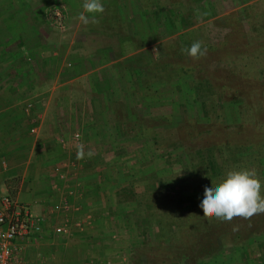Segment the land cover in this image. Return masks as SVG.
I'll return each mask as SVG.
<instances>
[{"label":"rangeland","instance_id":"1","mask_svg":"<svg viewBox=\"0 0 264 264\" xmlns=\"http://www.w3.org/2000/svg\"><path fill=\"white\" fill-rule=\"evenodd\" d=\"M83 3L84 0H0V96L5 93L7 96L8 93H15L16 98L21 96L16 107L23 110L31 102L33 110L30 115H39L41 124L44 115L40 110L41 103L46 101L44 97L51 88L71 78V69L78 70L79 75L92 72L88 77L95 82L88 84L90 89L113 95V98L117 95V99L106 102L115 108L111 119L117 131H114V143L122 145L120 148L109 147L104 150L107 160L101 166H106L105 176L98 174L93 177L94 173L87 174L86 184L80 181V177L75 178V173L76 176L79 174L73 155L66 159L74 162V166H65L68 167L65 169L68 175L60 167L62 163L58 165L60 168L56 173L63 175L60 179L64 185L63 191L57 190L59 197L61 194L67 195L64 189L72 188L74 195L70 198L71 201L75 200L72 203L78 207L66 219L61 213L50 212L54 204L51 195L54 193L49 191L50 181L43 174L44 168L52 165L51 158L59 156L57 144L47 137L49 129L46 126L41 134L33 137L38 135L35 151L38 154H33L36 160L27 164L30 155L28 158H21L20 175L8 179L10 182L7 192L0 191V194L8 193L14 200L30 208L35 201H40L42 205L39 211L34 207L31 209L43 218V232L30 236L21 255L31 264H190V261L184 263L180 259L181 249H158V246L164 247L166 240L152 236L149 226L154 228L155 220L151 218V214L148 211L144 215L130 214L135 203L124 199L132 196L129 198V191L126 194L123 191L117 194V191L134 183V188L141 192L138 197L144 199L152 196L151 193L144 192L147 185H154L157 181L161 188L160 195L166 196L169 200L166 203L170 202L174 209L178 208L179 197L190 192V183H186L185 179L187 175L190 176L192 168L186 162L187 159L194 157L199 160L201 154H209V148L216 158L227 164L228 153L224 155L222 150H226V146L244 145L249 146V151L252 148L253 154L248 157L255 159L254 155L257 153L256 157L264 160L262 143L255 146L234 139L245 132L243 118L255 122L256 126L250 125L248 132L253 136H257L255 133L259 127L264 128V0H103L104 12L94 14L95 20L87 25L79 20V15L85 11ZM56 7L63 14L62 24H57L48 16ZM133 11L136 14L133 24L135 32L132 23L128 19H122L125 14L130 15ZM112 18H116L118 23ZM170 23L174 26L171 27ZM14 30L21 32L22 40L27 41L31 35H36V38H30L29 43L21 46L20 43L24 42L16 40L18 36L13 39ZM106 34H109V39L112 36L115 38L113 40H118V53L115 47L111 49L102 46ZM32 40L35 42L33 45ZM196 41H200L206 48V54L199 58H193L183 51ZM124 43L128 44L125 48ZM209 44L218 46L217 53H213L212 48L208 49ZM46 46H50V49L42 54ZM102 47L106 48L102 50L104 53L99 50ZM141 48L144 50L136 52ZM21 50L24 65L17 68L9 62L6 53ZM55 50L57 54H53ZM134 50L135 56L142 53L140 66L148 67V75L161 79V83L152 85L153 87L147 85L149 95L145 98L144 93L130 89L129 76L123 68L124 64H128L124 61L131 55L128 52ZM116 54L119 58L117 61ZM148 54L151 57L149 60ZM110 61L113 62L112 66H109ZM182 68L191 69V75L194 76L192 88L194 78L208 79L211 84L212 91L206 101L210 103L207 106V124L204 121L203 124L201 121L195 122L206 118L200 110L201 101L197 98L195 100V96L194 100L188 101L187 87L180 85L182 79H175V76L181 74ZM47 75L51 81H46L48 78L44 76ZM100 79L105 82L97 83ZM222 82L226 84L228 94L215 97L213 86L222 85ZM84 86L87 84H66V88L76 95L75 103L81 102ZM237 93L239 96L236 97ZM49 119L57 121L59 116L48 115V121ZM48 121H44V124H48ZM149 129L159 133L156 134V140L160 142L156 146L160 149L159 152L163 146L166 149L164 155H157L155 153L158 150L151 148L154 150V159L151 161L149 153L152 152L147 153L150 148L146 143L153 140L150 136L144 140L137 138L143 132L147 136ZM254 139L257 140V137ZM260 141L264 142V139H259L258 142ZM255 150L258 152H254ZM88 163L92 162L87 161L86 165ZM259 164V161L250 164V169L260 173L264 167ZM86 165L81 163L79 167L82 166L83 169ZM34 166L38 167L33 168ZM90 167L94 168L93 165ZM87 171L90 169L87 168ZM153 172L156 178L152 175L150 179L148 175ZM141 176L149 179L143 180ZM22 184L21 188L24 189L20 192ZM87 188L90 193L88 196L92 197L90 200H86ZM261 192L264 194V188ZM82 202L87 205H82ZM103 206L109 211L106 221L101 224L98 218L94 219L93 211L104 208ZM154 207L156 214L170 208L161 202L154 203ZM98 214L102 217L100 213H96ZM178 214L174 215L175 219ZM130 215L134 218L131 219ZM129 220L131 223H128ZM77 222L84 223L81 230L75 227ZM163 226L168 231L166 225ZM64 228L69 230L65 231ZM259 241H264V238ZM253 242L251 246L255 249L257 245ZM174 249L175 257H166L169 255L166 251L172 252ZM223 254L227 261H240V256L237 258L236 252L231 248L226 249ZM219 261L218 256L207 260L205 264H219Z\"/></svg>","mask_w":264,"mask_h":264},{"label":"trees","instance_id":"2","mask_svg":"<svg viewBox=\"0 0 264 264\" xmlns=\"http://www.w3.org/2000/svg\"><path fill=\"white\" fill-rule=\"evenodd\" d=\"M140 14L144 15L142 12H140ZM170 24L171 27L174 26L172 23ZM14 33L15 35L13 39L15 40L16 37L18 36L19 38L16 40H19L21 42L23 38L20 36L21 32L18 30H14ZM31 36L32 37L30 38L33 39L36 38L35 37L36 35H31ZM29 39L27 41L22 40V42L24 43L19 42L20 45L23 46L25 43L27 42L29 43L30 42ZM34 43H35L34 40H32L31 45H33ZM212 46L211 44H209L208 49L212 48V52L217 53L216 48L218 46L216 47L213 44ZM29 48H31V46ZM6 56L9 58V62H12V65L14 63L17 64L19 62L20 64L19 67H23L22 65H24V56L22 50L21 52L13 51V53L11 52L6 53ZM141 56L142 53H139L136 56L133 55L129 57L126 61H124L127 62L128 64H124L123 68L127 70L128 73L127 75L129 76L130 89L133 92L137 91L144 93V98H145V96L147 97V95H149V93L147 92L149 88L146 90L147 85L155 86L156 84L161 83V79L150 77L147 73L148 67H146V65L145 67L143 65L140 66ZM150 58L151 57L148 54V60ZM144 61L145 63H147L148 62L147 58H145ZM250 62L253 61L251 60ZM147 65H149V63ZM191 73H192L191 69L182 68L181 74L178 75L177 77L175 76V79H182L180 85L182 84L183 86L187 87L186 93H187L188 101H190V99L194 100V96H195V100L197 98L198 101L199 100L201 101L202 108H200V110H202L204 117H206L207 119L206 118L205 120L198 119L195 122L199 123L198 121H201V123L203 124L204 121V123L207 124L209 121L208 118L209 111L207 110V106L210 105V103L209 102L206 103V101L210 96L212 87L210 82L207 81L208 79L205 80V79L194 78V88H192L191 87L193 86L192 78L194 76L191 75ZM223 84L224 83L222 82V85L215 84V87L213 86L215 91V97H221L223 95L226 96L228 94V88L227 86H225L226 84L224 85ZM179 87L182 88L181 86ZM189 89L192 91H190ZM238 93L236 94V97L239 96ZM232 98H235V96ZM199 114L200 113L197 110V115L199 116ZM243 121L244 122L242 123H245L243 124L245 132H243L242 135L237 139L236 137H234V139L243 143L255 144V146H258L257 143H262V145H264V142L262 141L258 142L259 139H264V128H262L263 126L257 129L255 133V135L257 136H253L248 132L251 129L250 125L256 126L255 122L253 120L246 121L244 118ZM147 132H148L147 136L146 133L143 132V133H139L137 135V138L140 137L143 138L142 140H144V138L147 139L148 136H150L151 139L153 140V141L151 140L152 142L146 143L147 145H149L150 148L147 150V153L149 151L152 152V154L149 153V156L151 157L149 161H151L154 159L153 156L154 150L156 149L158 150V152L155 154L158 155L162 153L164 155L166 149L165 146H163L162 151L159 152L160 149L156 147L160 145V142L156 140V134H159L157 133V131L153 129H149ZM246 133H248L250 137L247 136ZM222 135H224L223 132ZM255 137H257V140L254 139ZM225 139L228 138L226 137ZM223 146L224 145H221V147ZM226 147L227 149L222 150V152L224 153V155H227L226 152L228 153L227 156H229V162L227 164H225L220 159L216 158L213 155V153H211L212 150L209 148L207 149L208 150L207 152L209 154L205 156L201 154L199 160L194 159V157L190 160L188 159L186 160V162H188L189 167L192 168L190 176L187 175L186 176L187 178L185 179L186 183H190V192L186 195H181L179 197L180 201L178 200L177 203L178 206L175 204V206H177L178 208L174 207L173 209V207H171L170 202L166 203L169 200L163 194L160 195L161 188L159 187L160 185L157 183V181L153 183L154 185L151 184L147 185L144 192L151 193L152 196L144 199H140L138 197V195H140L141 192H139L137 188H134L135 187L134 183H131L129 187L122 188L121 191L119 192L117 191V194H119L122 191L126 194V191H129L128 193L129 198L130 196H132L130 199H128V197H126L127 199L126 198L124 199V201L127 202L131 201L132 203H135L133 208L131 209L130 214L135 213L137 215L140 214L144 215L143 213H145L146 211H148L151 214V218L155 220L154 228H156L155 230L154 228H152V226H149V230L151 229L152 236L155 239L166 240L164 247L158 246V249H160L159 247H162L164 249L167 247L169 248L174 247L175 249H181L180 259L184 263L190 261L191 262L190 264H205L207 260H212V258L219 256L220 257L219 264H264V241L261 242L259 241L260 238H264V213L254 214L252 217L248 219H245L243 217H234L231 221H225L216 218L214 216H205L203 209L200 207V201L205 186L210 184L211 182L213 183L219 182V180L223 178L224 174L228 170L239 169V168H250V164H254L257 161H259L260 167H264V160H262L263 158L259 159L258 157H256L257 153L254 155L255 159L248 157L253 154L252 148L249 151L248 149L249 146L238 145V146H226ZM151 148H153L154 150L153 149L151 150ZM201 150H204V148H202ZM254 152H258V151L255 150ZM245 157L247 158L244 159ZM251 159L254 161H251ZM152 175L154 176V178H156V174L154 172L151 175H148V177L152 179L153 177ZM257 175L260 178V180L263 181L264 168L261 170L260 173L258 172ZM148 177L141 176V178H143V180L146 181ZM158 197L160 198L158 199ZM145 200L147 201L145 202ZM158 202L165 203L168 206H170V208L165 212L163 211L164 213L158 212V214H156L154 212V208H155L154 203H158ZM176 214H178L177 219L180 220L175 219L176 216L174 215ZM130 218L133 219L134 217H131L130 215ZM128 223H131V220H129ZM163 224L166 225L168 231H165L164 229L165 227L163 226ZM142 233L144 235V231ZM249 241L255 243L257 247H255V249L252 248L251 242ZM228 248H231L234 252H236L237 258H239L240 256V261H238V259H236L235 261H227V258L223 253ZM175 249L172 252L166 251L167 254H169L166 255V257H170V258L172 256L175 257L176 255ZM147 263L149 264V262ZM209 263L210 262H208V264Z\"/></svg>","mask_w":264,"mask_h":264},{"label":"crops","instance_id":"3","mask_svg":"<svg viewBox=\"0 0 264 264\" xmlns=\"http://www.w3.org/2000/svg\"><path fill=\"white\" fill-rule=\"evenodd\" d=\"M135 16L136 14L133 11L130 13V15L125 14L124 18L122 17L123 20L128 19L130 23H132L131 25L133 31H134L133 24H135V20H136ZM114 19L117 21L116 18ZM121 22L123 23V21ZM105 36H106L105 39L102 40V46L104 45L110 47L111 49L115 47L114 49L116 50V53H118L119 50L118 40H113L115 38L112 36L109 39L108 38L109 34H106ZM127 46L128 44L126 45L125 43L123 44L124 48ZM103 47L100 48L99 50L101 51L103 49L106 50V48ZM48 49H50V46L49 47L46 46L42 54L45 53V51L47 52ZM141 50H144V48H141L136 52H140ZM136 52L135 50L132 52H128V54L131 53L129 57L133 56L134 53ZM53 54H57V51L55 50ZM42 57L44 58V56ZM116 59L117 60L119 59L117 54L115 56V60ZM108 63L110 64L109 66L113 65V62L111 61ZM13 65L14 67L16 66L17 68L20 66V64H15V63ZM81 66H78V68ZM71 71H72L71 74L69 73L71 78H68L63 83L60 82V84H57L56 86L54 85V87L51 88V91L48 93V95L44 97L46 101L41 103L42 107L40 108V110L44 114L42 115L43 120L41 124L38 126L37 128L38 131H36V133H29L30 114H27L25 110H23L22 108L16 107V105L18 104L17 102L20 100L21 96H19V98H16L15 93H8L9 96H7L5 93L4 95L0 96V191L1 192H7V190H9L8 184L10 181L8 179L12 177L16 178L18 177V175H20L19 166L22 162L21 158L25 159V157L28 158L30 155L27 164L30 162L34 163L36 157L33 158L34 156L33 154L34 153L38 154L37 152H35L37 150L36 149V144H37L36 141L38 139L37 136L42 133L43 128H45V126L46 128L49 129V132H47L48 135L47 137H49L51 140L54 141V143L57 144V151L59 152V156L51 158L50 164L52 165L44 168V172H43L46 179H49L48 181H50L49 191L51 192V194L54 193L51 195L52 199L54 198L53 200L54 202L59 199V192L55 187L56 184H59L61 186L60 190L63 191L62 189L63 185L60 179L61 174L56 173L57 170L61 167V166L59 167L58 165L63 163V161H65L70 156L73 155L74 157L73 156L72 157L76 158L77 161L76 167L79 176H76L75 173V178L80 177L81 182H85L86 184L85 179H87L86 178L87 174L91 175L94 173L93 177H97L98 174L99 175L102 174V176H105L104 173L106 170L105 169L106 166H101L102 164L105 165V160H107L104 157V153H105L104 150L109 147L120 148L122 146L121 144L114 143L116 141L114 131L115 132L117 131H116V127H113L112 125L113 121L111 119L112 117H114L115 108H112L111 106H109V102L108 103L106 102L108 100L110 101L113 99H117V95H115V98H113V95H109L108 93H107L108 95H106L104 92L101 91L99 92V90L97 93L93 89H90V87H88V84L93 83V81L95 82L94 79L88 77L89 76L88 74H91L92 72L79 75L78 70L74 71L71 69ZM44 77L48 78V80L46 81H51L48 75L47 77L46 76ZM100 82H105V81L103 79L97 81V83ZM73 83L87 84V86L86 87L84 86V89H82V99L81 102L79 103L74 102V99H76L75 97L76 95L68 88H66V84L73 85ZM90 91L92 92L90 93ZM131 95L134 96V94ZM48 115H55L56 117L59 116V120L54 121L52 119H49L48 121ZM93 119L96 121L95 123ZM97 119H99V121ZM44 121H48V124H44ZM72 124L74 125V127L72 126ZM76 131L81 132L82 134L79 143H75L72 140V135ZM36 134H38L36 138H33ZM47 137H45L44 139L47 140ZM80 152L83 153L82 156L78 155V153ZM87 161L92 163H88L86 165ZM81 163L86 165L84 167L85 172H84V168L82 169V166L79 167ZM36 165H38V163H36ZM90 165H93L94 168L90 167ZM37 167L38 166H34L33 168H37ZM87 168H89L90 171H87ZM62 169L63 172H67L66 170L68 169V167L67 168L62 167ZM66 175H68V172L66 173ZM22 186L23 184L20 186L19 189L20 192L24 189L21 188ZM86 192L88 198L86 200H90L92 197L90 198L88 196L90 194L88 188ZM72 201L74 202L75 200L72 199ZM94 202H96V199H94ZM83 204H86V202L85 203L82 202V205ZM33 207L37 211H39V209L41 210L42 208L41 202L35 201ZM103 207L104 208L101 209L97 208V211L95 210L93 211V213L95 212L94 219L97 220L98 218V221H101V224L103 221H106L105 218L109 211L107 210L106 206ZM96 213H100L102 217H100L99 214L96 215Z\"/></svg>","mask_w":264,"mask_h":264},{"label":"clouds","instance_id":"4","mask_svg":"<svg viewBox=\"0 0 264 264\" xmlns=\"http://www.w3.org/2000/svg\"><path fill=\"white\" fill-rule=\"evenodd\" d=\"M82 7L85 11L79 15V20L84 25L95 20L94 14L104 12L103 0H84ZM183 51L193 58L206 54V48L200 41L193 42ZM78 155L82 156L83 153ZM262 187L264 182L254 169H231L219 182H211L205 186L200 207L205 216H214L225 221H231L234 217L248 219L254 214L264 213Z\"/></svg>","mask_w":264,"mask_h":264},{"label":"built area","instance_id":"5","mask_svg":"<svg viewBox=\"0 0 264 264\" xmlns=\"http://www.w3.org/2000/svg\"><path fill=\"white\" fill-rule=\"evenodd\" d=\"M48 16L53 18V21L57 24H62L63 14L59 7L51 10ZM25 106V111L30 114L33 110L32 103H27ZM40 119L39 115H30L31 133L37 131ZM81 136V132L76 131L72 135V140L79 143ZM65 166H74V162L65 160L61 167ZM61 178H63V175ZM55 187L60 190L59 184H56ZM64 190L67 191V195L61 194L59 199L52 205L50 212L52 214L61 213L67 219V215L78 210V207L74 206L70 198L73 197L74 190L72 188ZM43 222V218L34 213L30 206L19 203L8 193L0 194V264H31L21 254L24 252L30 236L43 232ZM82 225H84L83 222H77L75 227L81 230ZM65 227H68V225H65ZM64 230L68 231L69 229L64 228Z\"/></svg>","mask_w":264,"mask_h":264}]
</instances>
